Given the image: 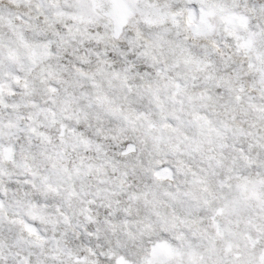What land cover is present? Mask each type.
<instances>
[{
	"label": "snow or ice",
	"instance_id": "obj_1",
	"mask_svg": "<svg viewBox=\"0 0 264 264\" xmlns=\"http://www.w3.org/2000/svg\"><path fill=\"white\" fill-rule=\"evenodd\" d=\"M0 264H264V0H0Z\"/></svg>",
	"mask_w": 264,
	"mask_h": 264
}]
</instances>
